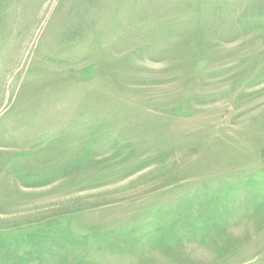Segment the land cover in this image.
Here are the masks:
<instances>
[{
    "label": "rangeland",
    "instance_id": "374dc122",
    "mask_svg": "<svg viewBox=\"0 0 264 264\" xmlns=\"http://www.w3.org/2000/svg\"><path fill=\"white\" fill-rule=\"evenodd\" d=\"M0 264H264V0H0Z\"/></svg>",
    "mask_w": 264,
    "mask_h": 264
}]
</instances>
